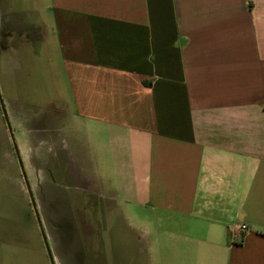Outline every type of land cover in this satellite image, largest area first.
Listing matches in <instances>:
<instances>
[{"label": "crops", "instance_id": "crops-1", "mask_svg": "<svg viewBox=\"0 0 264 264\" xmlns=\"http://www.w3.org/2000/svg\"><path fill=\"white\" fill-rule=\"evenodd\" d=\"M0 99V264H264V0H0Z\"/></svg>", "mask_w": 264, "mask_h": 264}, {"label": "rangeland", "instance_id": "rangeland-1", "mask_svg": "<svg viewBox=\"0 0 264 264\" xmlns=\"http://www.w3.org/2000/svg\"><path fill=\"white\" fill-rule=\"evenodd\" d=\"M0 124V240H8V236L4 234L3 218L6 228L14 230L29 240L30 226L24 218L33 210L9 132L1 119ZM21 160L27 178L35 185V177L29 164L30 159L21 156Z\"/></svg>", "mask_w": 264, "mask_h": 264}, {"label": "water", "instance_id": "water-1", "mask_svg": "<svg viewBox=\"0 0 264 264\" xmlns=\"http://www.w3.org/2000/svg\"><path fill=\"white\" fill-rule=\"evenodd\" d=\"M0 104H1V107H2L1 99H0ZM2 110H3V115H4V117H5V120H6L7 127H8V129L10 130V126H9V124H8L7 117H6V114H5V112H4V109L2 108ZM17 159H18V164H19V166H20V169H21V173H22L23 179H24V181H25V183H26V176H25V173H24V171H23L22 163H21V160H20V158H19L18 155H17ZM26 186H27V183H26ZM27 190L29 191L28 186H27Z\"/></svg>", "mask_w": 264, "mask_h": 264}, {"label": "built area", "instance_id": "built-area-1", "mask_svg": "<svg viewBox=\"0 0 264 264\" xmlns=\"http://www.w3.org/2000/svg\"><path fill=\"white\" fill-rule=\"evenodd\" d=\"M235 230H236L237 233H239V234H243V233H246V232L249 231L248 227L245 226V225L237 226V227H235Z\"/></svg>", "mask_w": 264, "mask_h": 264}]
</instances>
